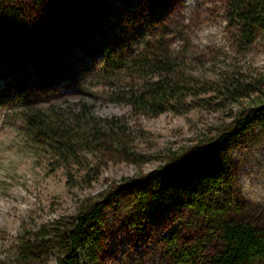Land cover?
<instances>
[{
  "label": "rangeland",
  "instance_id": "374dc122",
  "mask_svg": "<svg viewBox=\"0 0 264 264\" xmlns=\"http://www.w3.org/2000/svg\"><path fill=\"white\" fill-rule=\"evenodd\" d=\"M88 1L100 10L94 16V34L85 28L78 32L59 15L47 16L37 4L23 1L27 11L21 16L22 31L33 24L38 28L28 33L36 41L38 68L33 60L28 62L21 92L0 80V264H55L56 252L46 244L52 231L69 225L83 204L107 201L111 193L97 224L102 251L90 264H167L172 248L204 233L203 217L193 208L124 185L158 169L167 153L216 137L239 112L238 106L136 114L114 100L130 83L132 71L104 68L106 49L123 57L161 40L169 46L178 72L201 83L226 73L256 78L264 71V32H258L250 46L239 42L227 0ZM82 104L96 117L121 118L124 137L146 161L122 160L93 143L79 147L77 159L64 163L27 133L24 108L78 109ZM221 165L225 188L218 195L224 215L264 229V139L256 126L232 139ZM43 234L44 239L37 238ZM26 245L32 250H24Z\"/></svg>",
  "mask_w": 264,
  "mask_h": 264
},
{
  "label": "trees",
  "instance_id": "16d2710c",
  "mask_svg": "<svg viewBox=\"0 0 264 264\" xmlns=\"http://www.w3.org/2000/svg\"><path fill=\"white\" fill-rule=\"evenodd\" d=\"M23 1L0 0V65L4 66L0 80L4 86L20 92L27 81L28 62L33 60L38 68L34 60L36 41L28 37L29 31L38 28H34L35 19H31L32 28L22 31L21 16L27 11ZM30 1L34 7L39 6L37 9L42 14L59 15L63 24L78 27V32L80 28L89 34L98 30L94 16L100 10L97 6L95 10V4L92 6L88 0ZM227 10L236 26L238 41L244 46H250L257 33L264 32V0H227ZM152 45L141 53L123 57L105 50L104 68L132 71L130 83L120 88L116 102L129 105L136 114L148 116L166 111L185 113L198 106L222 108L227 104L237 105L239 112L216 137L198 141L184 151L167 153L158 169L138 180L129 179L124 188L144 196L150 192L154 197L193 208L202 215L204 233L189 244L172 248L167 264H259L264 261V229L226 217L223 198L218 194L225 188L226 171L221 164L232 139L251 126H256L258 135L264 139V71L256 78L226 73L201 83L191 74L178 72L168 45L161 40ZM136 73L139 77L134 76ZM208 94L212 95L205 96ZM240 101H246L247 105L242 106ZM22 116L27 133L37 143L50 147L58 161L76 160L79 147L90 148L87 145L93 143L102 144L103 149L131 163L147 159L136 153L131 141L124 137L126 125L121 118L96 117L85 104L78 109L55 105L26 107ZM112 198L113 193L108 200ZM108 200L86 207L83 204L69 225L52 231L53 237L46 244L56 252L55 264L96 261L102 251L97 224ZM45 237L43 234L37 238ZM23 249L32 250V245Z\"/></svg>",
  "mask_w": 264,
  "mask_h": 264
}]
</instances>
